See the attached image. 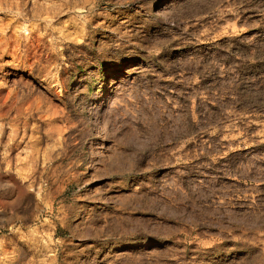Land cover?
Returning <instances> with one entry per match:
<instances>
[{"label": "rangeland", "instance_id": "374dc122", "mask_svg": "<svg viewBox=\"0 0 264 264\" xmlns=\"http://www.w3.org/2000/svg\"><path fill=\"white\" fill-rule=\"evenodd\" d=\"M0 217V264H264V0H0Z\"/></svg>", "mask_w": 264, "mask_h": 264}, {"label": "bare ground", "instance_id": "6f19581e", "mask_svg": "<svg viewBox=\"0 0 264 264\" xmlns=\"http://www.w3.org/2000/svg\"><path fill=\"white\" fill-rule=\"evenodd\" d=\"M11 11V10H10ZM62 10H30L31 13H33L34 15H42V14H47L49 16L53 15V14H59V12H61ZM17 15H23V10H16ZM25 16V15H24ZM20 17V18H21ZM43 38V37H42ZM88 165V164H87Z\"/></svg>", "mask_w": 264, "mask_h": 264}, {"label": "crops", "instance_id": "0c3cea01", "mask_svg": "<svg viewBox=\"0 0 264 264\" xmlns=\"http://www.w3.org/2000/svg\"><path fill=\"white\" fill-rule=\"evenodd\" d=\"M9 220H10V219H9ZM9 220H7V219H3V218L0 217V224H1V223H2V224L9 223V222H8Z\"/></svg>", "mask_w": 264, "mask_h": 264}, {"label": "built area", "instance_id": "2783aa9c", "mask_svg": "<svg viewBox=\"0 0 264 264\" xmlns=\"http://www.w3.org/2000/svg\"><path fill=\"white\" fill-rule=\"evenodd\" d=\"M0 233H1V228H0Z\"/></svg>", "mask_w": 264, "mask_h": 264}]
</instances>
